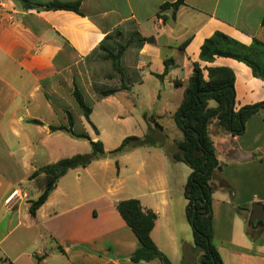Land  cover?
<instances>
[{
	"label": "crops",
	"instance_id": "1",
	"mask_svg": "<svg viewBox=\"0 0 264 264\" xmlns=\"http://www.w3.org/2000/svg\"><path fill=\"white\" fill-rule=\"evenodd\" d=\"M29 1L79 4L81 13L27 9L16 0H0V264H161L131 261L139 241L116 207L128 199L157 214L151 237L172 264H200L183 197L191 173L175 191L169 173L184 164L172 160L180 141L174 150L146 147L117 159L109 156L105 142L130 122L131 90L154 97L164 112L176 95L184 98L195 63L234 71L236 111L264 102V80L245 64L200 60L202 45L215 32L245 45L256 38L264 42V0H185L175 18L172 9L159 11L178 0ZM119 44L127 46L123 81L107 58ZM76 87L84 100V94L95 99L88 106L98 134L74 97ZM111 88L119 91L98 95ZM99 99L115 102L106 115L114 128L94 119L100 114ZM69 116L73 130L102 141L108 157L69 171L32 216L43 177L30 176L65 159L66 143H77L50 129L69 126ZM217 136L221 178L230 190L218 187L213 194L214 243L224 264H264V243L256 246L246 233L252 206L264 205V112L248 120L243 135Z\"/></svg>",
	"mask_w": 264,
	"mask_h": 264
},
{
	"label": "trees",
	"instance_id": "2",
	"mask_svg": "<svg viewBox=\"0 0 264 264\" xmlns=\"http://www.w3.org/2000/svg\"><path fill=\"white\" fill-rule=\"evenodd\" d=\"M16 1L22 3L27 9L67 10L81 13L79 4H63L55 1L46 5H38L29 0ZM184 3L185 0H178L174 4H165L161 6L159 15L172 9L175 18L177 11ZM143 41H151V39ZM101 48L105 49L104 46ZM126 50L127 46L119 44L116 53L108 50L107 54L113 70L122 76V81L124 79L122 58ZM217 58H228L243 63L251 69L255 78L264 80V42L257 38L251 45H245L222 32H215L202 45L200 60L205 63H214ZM166 66H169V62H166ZM167 70L168 68L166 73ZM157 77L160 80L164 78L163 75H157ZM118 91L117 88L104 89L99 90L98 95L105 98ZM74 97L82 108L86 120L98 134L97 128L90 122L92 109L86 104L77 87ZM212 103H215L214 107L211 106ZM235 103L236 75L234 71L226 67H202L199 63H195L193 74L184 90L183 101L174 116L176 125L183 134V139L177 142V152L172 155V160L176 163H184L192 170L184 188V197L187 200L186 218L193 230L195 249L201 255L200 264H224L214 243L213 194L218 187L230 190V186L221 178L223 167L217 159L209 127L215 120L227 134L234 137L241 136L246 131L248 120L264 112V102L245 106L238 111L235 110ZM69 119V126H52L50 129L54 132H65L75 139L88 140L92 151L89 154H78L41 167L30 176V180L43 177L42 193L36 201L31 203L32 216H35L37 210L46 203L60 179L69 171L87 168L93 162L108 157L102 141H93L86 133L75 132L73 118L69 116ZM151 120L154 123L151 135L142 138L127 137L117 149L109 153V156L117 159L136 149L154 147L157 145L155 141L163 145L164 140L160 141L163 137L153 136V132L157 129L162 130V126L155 118ZM216 176L219 177L218 180H215ZM116 207L139 241V247L131 256V261L134 263L159 261L161 264H172L151 237L158 218L157 214L151 210H145L137 199L120 201ZM246 233L256 246L264 243V224L253 226L247 223Z\"/></svg>",
	"mask_w": 264,
	"mask_h": 264
},
{
	"label": "rangeland",
	"instance_id": "3",
	"mask_svg": "<svg viewBox=\"0 0 264 264\" xmlns=\"http://www.w3.org/2000/svg\"><path fill=\"white\" fill-rule=\"evenodd\" d=\"M92 90L94 91V88ZM84 95H85V101L87 105L91 106L92 102H94L95 99L91 95L89 96L86 94ZM182 100H183L182 93L181 95H176L175 103L171 104V106L166 107L167 109L163 112L160 110L162 109L161 102L158 103L154 97L151 98V96H148L147 94H143L142 92L134 88L129 93L128 100H127V102L130 105V108H127L126 113L130 117V122L127 123L123 127H117L118 134L115 136H110L108 138L107 142H105L106 148L108 149V151H113L117 149L121 145V143L124 141V139H126L127 137L136 136V137L142 138V137L151 135V132H152L151 129L154 127V123L152 122L151 118H155L165 129V130L163 128L162 130L157 129L155 132H153L154 133L153 136L155 138L163 137L162 139H160V141L164 140L163 145L160 142L155 141L157 143L156 146L164 149L165 152L167 149L174 150L175 143L183 139V134L181 130L177 127L175 119H174L175 112L177 111L178 107H180ZM99 103L100 104H99L98 111L100 110V114H98L99 116H95L94 119L96 121H103L104 125H106L109 128H114V126L112 127L110 125V123L112 122L108 120L106 115L111 114V112H113L112 108H110L109 105L115 104V102L113 101L108 102V101H103L99 99ZM211 106L214 107L215 103H212ZM223 132L224 134H226L225 130L220 128L217 125V121L214 120L213 123L209 127V133H210L211 139L214 142V146L216 148V155H220V149L218 146L219 138L217 135H219V133L224 135ZM122 135H125V138H121ZM76 141H77L76 144L75 143L71 144L69 142L66 143V148L63 152L64 158L71 157L73 154L91 153L92 149H91L90 142L88 140L77 139ZM170 164L172 165L173 163H170ZM172 166H175V165H172ZM114 170L115 172H117L118 166H116ZM186 172L192 173L191 168L188 167L186 164H179L177 165V168L174 167V169L170 170L169 173L172 177L173 191L177 189V186L179 183L186 180ZM198 256L200 258V255Z\"/></svg>",
	"mask_w": 264,
	"mask_h": 264
},
{
	"label": "water",
	"instance_id": "4",
	"mask_svg": "<svg viewBox=\"0 0 264 264\" xmlns=\"http://www.w3.org/2000/svg\"><path fill=\"white\" fill-rule=\"evenodd\" d=\"M219 177L216 176L215 180H218ZM248 223L253 226L258 224H264V205L261 203H255L252 206L251 215L249 217Z\"/></svg>",
	"mask_w": 264,
	"mask_h": 264
},
{
	"label": "built area",
	"instance_id": "5",
	"mask_svg": "<svg viewBox=\"0 0 264 264\" xmlns=\"http://www.w3.org/2000/svg\"><path fill=\"white\" fill-rule=\"evenodd\" d=\"M16 195H17V192H14V193L10 196V198H9L8 201H11L12 199H14V198L16 197Z\"/></svg>",
	"mask_w": 264,
	"mask_h": 264
},
{
	"label": "flooded vegetation",
	"instance_id": "6",
	"mask_svg": "<svg viewBox=\"0 0 264 264\" xmlns=\"http://www.w3.org/2000/svg\"><path fill=\"white\" fill-rule=\"evenodd\" d=\"M260 224H262V223H260ZM263 225V224H262Z\"/></svg>",
	"mask_w": 264,
	"mask_h": 264
}]
</instances>
